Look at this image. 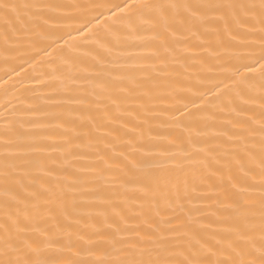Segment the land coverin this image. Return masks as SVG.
Listing matches in <instances>:
<instances>
[{
  "label": "snow or ice",
  "instance_id": "obj_1",
  "mask_svg": "<svg viewBox=\"0 0 264 264\" xmlns=\"http://www.w3.org/2000/svg\"><path fill=\"white\" fill-rule=\"evenodd\" d=\"M0 61V264H264V0H0Z\"/></svg>",
  "mask_w": 264,
  "mask_h": 264
},
{
  "label": "bare ground",
  "instance_id": "obj_2",
  "mask_svg": "<svg viewBox=\"0 0 264 264\" xmlns=\"http://www.w3.org/2000/svg\"><path fill=\"white\" fill-rule=\"evenodd\" d=\"M62 2L64 3H69V4H72V3H78V4H89V3H93V2H103V0H62ZM75 35V33L73 34ZM61 44H63V41H61ZM51 51V49L49 50ZM44 53H41V55L39 57H36L37 60L41 59L42 57H44ZM55 55V53L53 54ZM10 66L9 65H5L2 61H0V77H3V80H0V83H3V81H7L8 80V77L7 76H4V72L6 70H8ZM30 65H25V68H29ZM17 71H20L19 69H17ZM39 73L38 72H33L32 75H38ZM10 75H14V74H11ZM23 75V74H22ZM35 82L34 81H25V84L26 85H31V84H34ZM227 83V81L225 82ZM206 86H210V85H207V82H206ZM199 91H203L204 88H200L198 89ZM44 91H47V90H44ZM197 91V89H193V92ZM18 93L16 92V89H10L9 93L7 95L4 94L3 92V89L0 88V111H2V106L3 104L8 101V100H11L13 99V96L14 95H17ZM15 103V101H13ZM199 103V102H197Z\"/></svg>",
  "mask_w": 264,
  "mask_h": 264
}]
</instances>
